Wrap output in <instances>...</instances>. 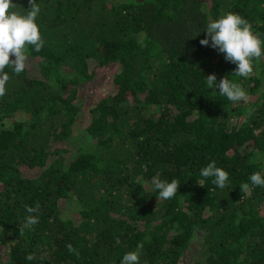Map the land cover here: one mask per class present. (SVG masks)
<instances>
[{"label": "trees", "instance_id": "trees-1", "mask_svg": "<svg viewBox=\"0 0 264 264\" xmlns=\"http://www.w3.org/2000/svg\"><path fill=\"white\" fill-rule=\"evenodd\" d=\"M36 3L44 45L28 46L25 72L5 69L0 97V264H119L140 242V264H264V187L240 190L264 173V57L239 77L200 44L230 11L264 41V0ZM104 71L114 88L85 101ZM212 73L247 101L209 89ZM210 161L229 173L225 188L200 175ZM157 172L181 182L173 198H157ZM37 203L39 223L22 231Z\"/></svg>", "mask_w": 264, "mask_h": 264}, {"label": "clouds", "instance_id": "clouds-1", "mask_svg": "<svg viewBox=\"0 0 264 264\" xmlns=\"http://www.w3.org/2000/svg\"><path fill=\"white\" fill-rule=\"evenodd\" d=\"M28 5L27 11H16L17 4L14 0H0V97L6 95V85L10 80V75L5 69L12 68L15 74L25 72L29 59L28 46L39 52L44 45L36 22L41 11L40 6L36 0H28ZM204 30L205 36L200 40L201 45H210L223 53L226 61L236 65L234 70L236 76L248 78L253 75L256 62L264 57V41L253 32V26L246 18L238 12L230 11L208 22ZM198 34L199 31H196L192 36ZM205 81L209 89L218 88L219 94L233 103L248 99L244 87L227 76L221 77L217 82L216 75L212 73L205 77ZM200 175L204 178L214 177L213 183L220 189L228 186L229 173L218 167L215 161H210L203 167ZM160 176L161 174L157 172L150 181L153 191L158 192L157 198L161 200L173 198L181 182L176 178L171 181L162 180ZM249 181L250 184L246 182L240 185L242 193H250L253 187H264V173L253 172L249 176ZM25 209L29 215L25 218L22 231L31 229L39 223V204L26 205ZM143 247L142 242L138 243L134 250L122 256L119 264H140ZM67 248L70 253H75L77 258L79 257V253L71 244H68ZM35 258L33 254H27L25 257L29 261Z\"/></svg>", "mask_w": 264, "mask_h": 264}, {"label": "rangeland", "instance_id": "rangeland-1", "mask_svg": "<svg viewBox=\"0 0 264 264\" xmlns=\"http://www.w3.org/2000/svg\"><path fill=\"white\" fill-rule=\"evenodd\" d=\"M112 88H114V86L112 85V81L110 78H108L107 71H104V72H100L99 75L95 78V80H93L88 85H86V87L81 92V95L85 101L91 102L97 99L98 97L105 95L106 93H109V91L111 92ZM81 116H83V120L84 118L85 119L87 118V114H82ZM15 117L22 119V118H27V115L24 114V112H17L15 114ZM81 125L83 126V122H81ZM82 133L83 132L75 131L72 135V138L69 140V143H66L65 146L67 147L75 146L74 144L77 143L79 140H81Z\"/></svg>", "mask_w": 264, "mask_h": 264}]
</instances>
